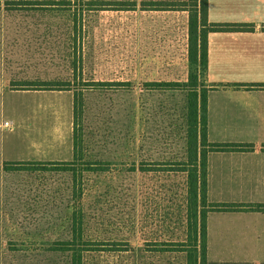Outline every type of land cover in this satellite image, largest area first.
<instances>
[{"label":"rangeland","instance_id":"374dc122","mask_svg":"<svg viewBox=\"0 0 264 264\" xmlns=\"http://www.w3.org/2000/svg\"><path fill=\"white\" fill-rule=\"evenodd\" d=\"M202 4L0 0V90L25 81L70 88L30 89L49 91L36 100L58 109L25 120L24 110L14 113L19 98L0 91V123L12 126L0 128V158L46 160L48 143L44 155L36 153L33 137L63 141L73 93L81 105L73 164L8 170L0 159V264H71V251L56 249L73 240L74 214L83 220V241L72 243L88 249L82 264L192 263L187 171L140 168L189 169L177 163L188 156L190 76L199 95L209 86L203 62L190 61Z\"/></svg>","mask_w":264,"mask_h":264},{"label":"crops","instance_id":"0c3cea01","mask_svg":"<svg viewBox=\"0 0 264 264\" xmlns=\"http://www.w3.org/2000/svg\"><path fill=\"white\" fill-rule=\"evenodd\" d=\"M207 19L209 23L249 24L252 29L207 35V142L251 148L206 153V203L210 207L206 214V261L264 264V0H207ZM0 91L19 98L20 103H14L13 109L14 113L24 110V116L28 115L24 120L56 109L36 100L39 94L49 91ZM66 108L63 141L33 137L36 153L44 155L43 141L48 143L46 160L15 161L73 159L72 99ZM19 145L23 147L22 141ZM212 205L239 208L212 209Z\"/></svg>","mask_w":264,"mask_h":264},{"label":"trees","instance_id":"16d2710c","mask_svg":"<svg viewBox=\"0 0 264 264\" xmlns=\"http://www.w3.org/2000/svg\"><path fill=\"white\" fill-rule=\"evenodd\" d=\"M201 33L198 34L197 28L194 32V38H196L194 51L190 57V61L196 64L200 59L203 62L205 72L207 69V35L209 32L215 31H249L252 27L249 24L241 23H209L207 19V0H203L201 6ZM192 32V31H191ZM198 40H202L201 46ZM190 81L194 90L190 97V115L188 119V156L186 162H181L177 164L189 166V169H173L169 167L168 169H158V167L153 166H167V162H152L148 163V167L140 168L142 172H155V171H165V172H185L188 174V185L190 188V198H189V210L193 214V252L190 253L192 258L191 264H208L206 261V214L210 210V207H207L206 203V190H207V168H206V153L209 150H234L250 149V145H233V144H210L207 142L206 132H207V91L201 90V94L196 90L197 87V77L195 75L190 76ZM21 85V88L17 90H30V89H39V90H70L67 86H56L53 82H33L25 81ZM36 88H30V87ZM78 97L76 93H73L72 96V114H73V159L71 161H4V166H9L8 170H15L19 166L25 165H39V164H59V165H71L76 159L75 151V123L76 115H78V110L81 109V105L76 106ZM201 146L200 159L198 163V146ZM205 147H208L205 150ZM172 164V163H171ZM143 166V165H142ZM150 166V167H149ZM171 166V165H170ZM199 200L201 206L199 205ZM199 207H202V210H199ZM205 208V209H204ZM239 206L237 205H212V209H223V210H236ZM259 209L263 208L262 206L258 207ZM200 215V222L197 217ZM195 218V219H194ZM83 220L81 217H78L76 214L72 218V241L78 243L82 242L81 233H82ZM200 229V232H199ZM200 238V243H198ZM72 241L66 242L68 248L66 249H56L61 251L72 253L71 264H82L83 253L88 251L86 248H80L76 250L74 243ZM72 246V247H70Z\"/></svg>","mask_w":264,"mask_h":264},{"label":"built area","instance_id":"2783aa9c","mask_svg":"<svg viewBox=\"0 0 264 264\" xmlns=\"http://www.w3.org/2000/svg\"><path fill=\"white\" fill-rule=\"evenodd\" d=\"M11 125H10V123L9 122H4L3 123V127H5V128H9Z\"/></svg>","mask_w":264,"mask_h":264}]
</instances>
